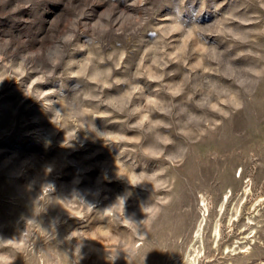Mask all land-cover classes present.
Returning <instances> with one entry per match:
<instances>
[{
    "label": "rangeland",
    "instance_id": "374dc122",
    "mask_svg": "<svg viewBox=\"0 0 264 264\" xmlns=\"http://www.w3.org/2000/svg\"><path fill=\"white\" fill-rule=\"evenodd\" d=\"M261 193L264 0H0V264H184L202 195L264 264Z\"/></svg>",
    "mask_w": 264,
    "mask_h": 264
},
{
    "label": "bare ground",
    "instance_id": "6f19581e",
    "mask_svg": "<svg viewBox=\"0 0 264 264\" xmlns=\"http://www.w3.org/2000/svg\"><path fill=\"white\" fill-rule=\"evenodd\" d=\"M251 182V181H250ZM251 184V183H250ZM250 184H247V187L245 188V190H244V193H249V191L251 192V185ZM249 185V186H248ZM244 195V194H243ZM229 195L226 193L224 196H222V199H221V203H220V205H219V211L220 210H223V212L221 213V215L217 218V216H218V211L216 212V215H215V217H214V219L212 220V223H211V228H210V235H209V237H212V235L214 236V239L212 240V242H211V245H212V243H215L216 244V248H218V246H219V242H220V240H221V238H222V231H223V229H222V227H223V225H222V221H221V218H222V216L224 215V213H225V209H226V207H227V204H228V201H229ZM243 197H245V196H243ZM247 197L248 196H246V199H247ZM200 200V199H199ZM254 200H260V202L262 203V202H264V194H258L257 196H255L254 198H253V200L252 201H250L251 203L254 201ZM201 201H202V204H200L199 202V205L201 206V209L203 210V213H202V217H201V219H200V222L197 224V226H195L196 227V230H195V234H192V236H191V239H190V241H193V242H191V245H190V247H189V252L187 253V255H185V260L183 261V263L184 264H186V263H188L189 262V258H190V256L194 253V251H195V249H196V243H198L199 245H198V247L201 245V247H202V249L204 250V254H205V245H204V231H205V229H206V226H207V224H208V214H209V202L207 201V199L202 195L201 196ZM241 201V200H240ZM258 203V204H255V206L253 207V210L252 211H258V213L260 214V210L258 209L257 210V206L260 204L261 205V203ZM262 206V205H261ZM250 207V206H249ZM259 207V206H258ZM234 210H235V212H231V216H230V218H229V226H233L234 224H235V221H239L240 220V217H239V215L240 214H238V212L239 211H241V208H242V205H240L239 204V202H237L235 205H234ZM250 209V208H249ZM205 212H207V214H205ZM250 214V213H249ZM230 215V214H229ZM248 223H254L253 222V218L251 217V216H248ZM249 226V225H248ZM253 227V226H252ZM253 231H254V229H253ZM252 232V231H251ZM255 233H256V231H255ZM250 234H252V233H250ZM220 236V239H216L217 238V236ZM251 236H253V235H251ZM237 242H238V240H237ZM242 241L240 240V242L238 243V245L236 244V246H235V248H237V247H240V243H241ZM229 246L230 245H227V247H228V249H229ZM248 246H250V245H248ZM245 248V247H244ZM200 249L201 248H199L197 251H196V254L194 255V257H193V260L196 262V260H199L198 259V257H199V251H200ZM247 250V249H246ZM242 251H245V250H242ZM229 252V251H228ZM227 252V253H228ZM182 264V263H181Z\"/></svg>",
    "mask_w": 264,
    "mask_h": 264
}]
</instances>
